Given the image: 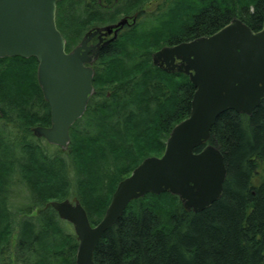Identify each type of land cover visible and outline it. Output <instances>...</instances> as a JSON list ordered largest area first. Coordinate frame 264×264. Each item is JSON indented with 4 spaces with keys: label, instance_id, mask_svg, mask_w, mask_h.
Listing matches in <instances>:
<instances>
[{
    "label": "trees",
    "instance_id": "1",
    "mask_svg": "<svg viewBox=\"0 0 264 264\" xmlns=\"http://www.w3.org/2000/svg\"><path fill=\"white\" fill-rule=\"evenodd\" d=\"M155 2L62 0L56 25L69 50L89 22L107 19L92 9L104 14L111 4L114 21L143 15ZM161 8L152 15L157 26L146 20L143 30L126 29L102 49L94 93L69 129L66 150L32 134L50 123L36 60L0 58V253L17 228L14 252L6 254L18 264H75L70 224L46 203L78 201L95 225L117 184L145 158L160 156L173 126L188 116V77L154 66L151 54L208 36L232 18L258 31L264 17V0H164ZM207 144L224 160L219 198L198 212L168 192L132 200L98 241L95 264H264V98L250 115L221 113Z\"/></svg>",
    "mask_w": 264,
    "mask_h": 264
},
{
    "label": "water",
    "instance_id": "2",
    "mask_svg": "<svg viewBox=\"0 0 264 264\" xmlns=\"http://www.w3.org/2000/svg\"><path fill=\"white\" fill-rule=\"evenodd\" d=\"M60 1L0 0V58L36 60V80L49 106L50 125L33 128V135L65 150L69 129L83 115L93 93L94 72L87 64L97 58L99 47L86 46L96 30L70 52L65 51V39L56 26ZM126 21L123 18L102 28V35ZM114 38L115 34L107 42ZM151 59L165 72L188 77L194 88L188 116L173 126L160 156L145 158L118 183L102 219L94 226L78 202L46 203L45 207L73 227L75 264H95L93 252L104 232L130 201L146 193L168 192L193 212L219 198L226 176L224 160L215 146L206 143L221 113L232 110L250 115L264 98V17L258 31L232 18L208 36L160 48Z\"/></svg>",
    "mask_w": 264,
    "mask_h": 264
},
{
    "label": "rangeland",
    "instance_id": "3",
    "mask_svg": "<svg viewBox=\"0 0 264 264\" xmlns=\"http://www.w3.org/2000/svg\"><path fill=\"white\" fill-rule=\"evenodd\" d=\"M96 1H102V0H96ZM91 4H93V2H94V0H91ZM163 2H164V0H156V2L155 3H153L152 5H145L144 7H143V9H141L143 12H144V14L143 15H139L138 17H137V19H136V22H135V25L133 26V27H131V28H133V29H137V30H143V27L145 26V21L146 20H148V22H149V20L151 21V24H150V27H151V25H153L154 23H155V26H157V23L158 22H154V20L152 19L153 18V16L152 15H154V14H156V13H158L162 8H161V5L163 4ZM98 3V2H97ZM88 4H90V2L88 3ZM99 4V3H98ZM109 7H108V10H107V13H104V14H102L101 13V11H100V9L99 8H96V9H92V10H94L92 13H95L96 14V16H99L97 13H99L100 14V16L102 15V16H106V20H102V21H100V20H95V21H92V23L91 22H89L88 23V25H94V24H98L99 22H101L102 24H107V23H109V22H113V21H110L109 19V17H112V10H113V6H111V4H107ZM103 6H104V4H103ZM103 6H101V7H103ZM147 11V12H146ZM145 13H146V15H145ZM94 14V15H95ZM150 14V16H148ZM120 16H122V15H120ZM119 15L117 16V18L116 19H118L119 17H120ZM148 16V17H147ZM131 18H132V16H131ZM115 19V20H116ZM114 20V21H115ZM144 21V22H143ZM149 25V24H148ZM131 28H128V29H131ZM149 28V27H148ZM147 28V29H148ZM133 29L131 30V32L133 31ZM126 30V29H125ZM124 31V30H123ZM122 31V32H123ZM1 116V115H0ZM6 116H7V112H6ZM5 118V117H4ZM6 119V118H5ZM7 120V119H6ZM41 144L44 146V147H46V145H45V143L43 142V141H41ZM50 148H54L52 145H50L49 146ZM63 226H64V224L63 223H61ZM68 229H70V231L71 232H73V227H72V225H68ZM14 231L12 232V235H11V237L9 238V242H10V245L9 246H4L3 248H4V253H0V264H18L16 261H15V259L13 258V253H12V255L11 256H9L8 254H6V249H10L11 248V250L14 252V245H15V235H16V233H17V228H15V229H13Z\"/></svg>",
    "mask_w": 264,
    "mask_h": 264
},
{
    "label": "flooded vegetation",
    "instance_id": "4",
    "mask_svg": "<svg viewBox=\"0 0 264 264\" xmlns=\"http://www.w3.org/2000/svg\"><path fill=\"white\" fill-rule=\"evenodd\" d=\"M137 17L138 16H136V15H133L132 18H131V16H121L118 19H116L115 21L109 22L107 24H102L101 22H99L98 24L88 25V27L84 30V33L82 34L81 38L78 40V42L72 48H75L81 42L82 38L86 34H90L92 32H95L96 30H98L94 35H92L90 40L86 43V46H89V47H93L95 45H97L99 47L97 58L96 59L92 58V61L89 64H87V66H89L93 70V72L95 73V67L100 63V53H101L102 49L111 43V42H107V41H109L113 37L114 34H115V37H117V35L121 34L123 30L133 27L135 25ZM123 18H125L127 21L123 24V26L121 28H117V29L114 28L109 35H102L103 34L102 28L115 25ZM115 30H117L116 33H114ZM88 54H89V56H91L92 51H90Z\"/></svg>",
    "mask_w": 264,
    "mask_h": 264
},
{
    "label": "bare ground",
    "instance_id": "5",
    "mask_svg": "<svg viewBox=\"0 0 264 264\" xmlns=\"http://www.w3.org/2000/svg\"><path fill=\"white\" fill-rule=\"evenodd\" d=\"M128 18V17H127ZM118 185V184H117ZM117 187V186H116ZM116 189V188H115ZM115 191V190H114ZM62 201H69V202H71V203H74V202H78V201H70V200H62ZM79 203V202H78ZM85 211V210H84ZM86 213V212H85ZM102 219V218H101ZM73 234H74V231H73Z\"/></svg>",
    "mask_w": 264,
    "mask_h": 264
}]
</instances>
